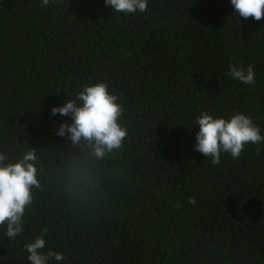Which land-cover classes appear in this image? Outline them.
I'll use <instances>...</instances> for the list:
<instances>
[{
    "label": "trees",
    "instance_id": "16d2710c",
    "mask_svg": "<svg viewBox=\"0 0 264 264\" xmlns=\"http://www.w3.org/2000/svg\"><path fill=\"white\" fill-rule=\"evenodd\" d=\"M0 264H264V0H0Z\"/></svg>",
    "mask_w": 264,
    "mask_h": 264
}]
</instances>
